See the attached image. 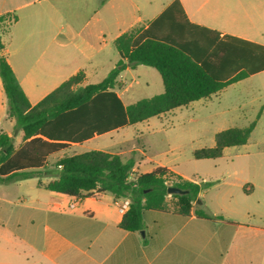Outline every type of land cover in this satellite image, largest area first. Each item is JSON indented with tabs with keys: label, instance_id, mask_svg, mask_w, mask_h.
Here are the masks:
<instances>
[{
	"label": "crops",
	"instance_id": "crops-1",
	"mask_svg": "<svg viewBox=\"0 0 264 264\" xmlns=\"http://www.w3.org/2000/svg\"><path fill=\"white\" fill-rule=\"evenodd\" d=\"M174 1L0 0V16L13 20L3 36V55L35 105L80 71L85 74L83 85L100 71L110 72L120 60L115 41L133 28H147ZM179 1L192 23L264 46V0ZM119 78L116 88L122 92L115 91L123 102L127 88ZM13 128L0 78V131L13 136ZM97 137L51 156L41 177L0 184V264H264V165L254 166L253 176L209 182L192 179L143 152L153 166L140 172L136 162L133 177L164 167L210 186L200 192L190 216L178 214L168 195L167 210H146L144 228L132 232L120 228L125 212L116 201L123 199L110 193L78 198L46 189L58 174L54 162L77 154L74 148ZM125 142L88 151L136 161L140 150L118 146ZM9 185L21 193L10 195ZM197 209L214 218L198 217Z\"/></svg>",
	"mask_w": 264,
	"mask_h": 264
},
{
	"label": "trees",
	"instance_id": "trees-1",
	"mask_svg": "<svg viewBox=\"0 0 264 264\" xmlns=\"http://www.w3.org/2000/svg\"><path fill=\"white\" fill-rule=\"evenodd\" d=\"M12 22L9 15L0 16V78L8 118L15 122L14 133H23V144L17 148L14 137L0 131V184L41 177L49 158L71 144L209 98L264 71V46L192 23L175 0L147 28H133L115 41L120 60L102 82L83 86L85 74L80 71L32 105L3 55V36ZM139 65L160 74L164 91L125 106L115 91L117 79ZM258 119L259 115L246 127L218 132L215 146L196 150L194 157L216 159L226 148L247 144ZM135 166L134 157L124 159L102 150L64 155L54 162L58 174L46 189L78 198L110 193L117 200L128 199L120 228L134 232L144 228L146 210H167L169 187L187 191L172 194V206L178 214L190 216L192 204L210 186L185 180L164 167L133 177ZM195 213L214 218L202 209Z\"/></svg>",
	"mask_w": 264,
	"mask_h": 264
},
{
	"label": "rangeland",
	"instance_id": "rangeland-1",
	"mask_svg": "<svg viewBox=\"0 0 264 264\" xmlns=\"http://www.w3.org/2000/svg\"><path fill=\"white\" fill-rule=\"evenodd\" d=\"M108 74L106 69L100 71L90 76L83 86L100 83ZM119 80L127 88L126 94H122L123 102L127 105L164 91L160 74L154 68L144 65L134 70H125ZM115 90L122 92L117 88ZM258 115L260 119L248 145L229 147L217 159L197 160L194 157L196 150L215 146L218 132L233 127H246ZM3 128L9 129V124L5 123ZM12 135L14 143L19 146L22 143L20 132L15 134L13 128ZM124 140L127 142L118 146L140 150L136 154L140 172H146L153 166L145 159L144 152L156 162L195 180L219 182L253 176L256 173L253 167L264 165V72L233 83L209 98L130 125L119 132L101 135L74 148V151L82 153L89 148H105ZM7 189L13 196L21 193V189L13 185L7 186ZM170 199L173 204L175 199L172 195Z\"/></svg>",
	"mask_w": 264,
	"mask_h": 264
},
{
	"label": "built area",
	"instance_id": "built-area-1",
	"mask_svg": "<svg viewBox=\"0 0 264 264\" xmlns=\"http://www.w3.org/2000/svg\"><path fill=\"white\" fill-rule=\"evenodd\" d=\"M116 204L122 212H126L129 209L130 201L128 199H123L122 201L118 200L116 201ZM71 207H74V204L71 205Z\"/></svg>",
	"mask_w": 264,
	"mask_h": 264
},
{
	"label": "water",
	"instance_id": "water-1",
	"mask_svg": "<svg viewBox=\"0 0 264 264\" xmlns=\"http://www.w3.org/2000/svg\"><path fill=\"white\" fill-rule=\"evenodd\" d=\"M168 193L169 194H186L187 191L181 190L180 188L177 187H169L168 188ZM142 235H144V232L142 231Z\"/></svg>",
	"mask_w": 264,
	"mask_h": 264
}]
</instances>
